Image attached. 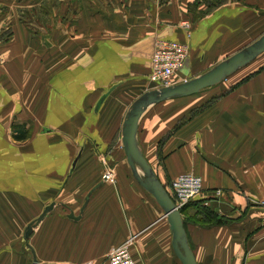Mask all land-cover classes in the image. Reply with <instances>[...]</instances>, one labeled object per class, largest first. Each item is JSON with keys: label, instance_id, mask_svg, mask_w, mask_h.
Returning a JSON list of instances; mask_svg holds the SVG:
<instances>
[{"label": "crops", "instance_id": "crops-1", "mask_svg": "<svg viewBox=\"0 0 264 264\" xmlns=\"http://www.w3.org/2000/svg\"><path fill=\"white\" fill-rule=\"evenodd\" d=\"M196 1L0 0V264L32 263L24 232L54 200L61 203L29 235L38 264H108L133 237L142 264H180L167 219L130 176L121 144L112 182L88 153L89 142L114 140L147 90L157 39L187 43L179 77L190 80L264 34V0H228L205 15ZM184 98L141 117L140 148L163 186L191 173L202 177L205 198L222 191L212 201L234 222L187 229L199 264L215 262L216 248L234 264H264V54L186 97L194 99L187 119L174 128L182 114L171 109ZM21 128L25 140L14 137Z\"/></svg>", "mask_w": 264, "mask_h": 264}, {"label": "water", "instance_id": "water-1", "mask_svg": "<svg viewBox=\"0 0 264 264\" xmlns=\"http://www.w3.org/2000/svg\"><path fill=\"white\" fill-rule=\"evenodd\" d=\"M264 54V34L261 35L255 41H252L238 52L223 59L220 63L211 67L210 70L197 75L186 82L175 84L170 87H161L151 89L142 93V95L132 102L123 117L122 130L120 131L121 149H123L125 155V162L130 169L131 177L139 185L140 188L146 191L147 194L154 198L156 204L161 207L163 211V217L167 219L169 225V231L172 234L171 246L174 251L175 257L182 264H199L195 259V253L189 245L188 234L185 231L184 219L181 216L175 203L172 202V198L168 191L165 190L160 178L155 174V170L151 164L146 160L145 154L140 148L139 140V126L141 117L153 106L162 102L176 100L181 98L190 97L196 95L210 87L216 86L234 73L250 65L255 59ZM102 100L100 104L103 102ZM99 104V105H100ZM98 105V106H99ZM80 157V156H78ZM79 159V158H78ZM77 160L73 163L74 166ZM91 190L89 196L93 193ZM89 196L86 198L82 205L81 216L83 215L86 203L89 200ZM55 203H50L45 207V210L35 220L30 222L23 237L27 241V248L32 252L33 261L31 264H38L36 251H34L29 243V235L33 232L40 222L46 218V216L54 208ZM81 216H75L73 213L68 217L70 220L78 221Z\"/></svg>", "mask_w": 264, "mask_h": 264}, {"label": "built area", "instance_id": "built-area-1", "mask_svg": "<svg viewBox=\"0 0 264 264\" xmlns=\"http://www.w3.org/2000/svg\"><path fill=\"white\" fill-rule=\"evenodd\" d=\"M153 49L154 52L151 60L152 68L151 74H149L148 85L150 87L154 86V88H161L179 84L178 82L182 81L179 74L186 64V59L190 55V48L187 43L169 39H157ZM2 64L3 59L0 56V66ZM104 178L107 182L111 181L109 175H104ZM202 184V177L191 173L179 175L175 179L173 178L170 190H172L174 197L172 202L175 203L176 208L181 210L190 201L203 197L204 189L202 188ZM222 195V191L217 190L213 194V198H219ZM260 205L264 206V202H261ZM133 241L134 237L114 247L107 257L108 264H142L132 254L131 246Z\"/></svg>", "mask_w": 264, "mask_h": 264}, {"label": "trees", "instance_id": "trees-1", "mask_svg": "<svg viewBox=\"0 0 264 264\" xmlns=\"http://www.w3.org/2000/svg\"><path fill=\"white\" fill-rule=\"evenodd\" d=\"M226 1L228 0H198L195 2L194 6L199 5L201 2H204L205 5H207V9L203 12V15L209 13V11H213L214 9H216L217 7L222 6L223 4L227 3ZM251 76L247 77L244 81L240 82L241 84L244 83L245 81L249 80ZM216 99L218 98H212L211 100H208L207 102L203 103L202 105H198V107L194 108L189 114L191 116H194L196 114L201 113L202 111L206 110L208 107H210V105H212V102H214ZM187 118H182L181 122L178 124L177 128L180 127L181 125H183L185 123ZM20 134L14 136L15 139L18 140H25L26 139V134H27V129L25 128H21L20 129ZM29 133V132H28ZM170 185H164L165 190L168 191L169 195L171 196V198L174 200L173 197V193L172 190H170ZM204 197V196H203ZM205 199L207 198H197L194 199L192 201H190L188 203L187 206H185L183 209H181V216L184 219V223H185V231H187V227L189 224H194L196 225L198 228L201 229H213V228H217V227H222V226H226L229 224H232L234 222V220H229V219H225L222 216H220V213L217 212V210H214L213 207H207L205 206ZM210 200H215L213 197L208 198ZM188 234V238H189V245H191L193 251L195 252V247L194 245H192L191 243V238H190V234L187 231ZM180 264H182L179 261Z\"/></svg>", "mask_w": 264, "mask_h": 264}, {"label": "rangeland", "instance_id": "rangeland-1", "mask_svg": "<svg viewBox=\"0 0 264 264\" xmlns=\"http://www.w3.org/2000/svg\"><path fill=\"white\" fill-rule=\"evenodd\" d=\"M5 8H7L6 6H5ZM61 25V30H62V28H64V27H66L67 29H69L70 28V24H67V25H64V24H60ZM72 32V31H71ZM5 36V35H4ZM4 36H2V39H3V37ZM149 74H151V73H149ZM148 78H149V75H148ZM185 80H188V79H186V78H184L183 77V79H182V81H179L178 83H181V82H183V81H185ZM152 89V88H154V86L153 87H150L149 85L148 86H146L145 87V89ZM154 89H156V88H154ZM192 100H194V99H190V98H188V99H182V100H179V101H174V102H176L175 104H176V106L175 107H173L171 110H173L174 108V110L176 111V110H179V113L178 114H182L181 115V118H183V117H185V114H187L186 113V107L188 108V106H190L191 107V102H193ZM170 102V101H169ZM169 102H167V103H169ZM166 104V103H165ZM173 110V111H174ZM172 114V113H171ZM180 118V120H182ZM180 120H178V124L181 122ZM178 124H176L175 126H174V128L178 125ZM29 126V125H28ZM174 128H172V129H174ZM27 129V134L26 135H30V134H28V132H29V128H26ZM28 136L26 137V139L28 138ZM121 138H122V135H121V133L119 132V134H117V136H115V138H114V140L109 144V145H106V146H102V148L101 147H99V148H96V146H97V144L96 143H92V142H89V143H91V145H90V147H91V153H88V156H94L95 154V152L97 153L96 155H97V158H98V160L96 161L98 164H101V168L103 169V174H102V177L104 176V175H109V178H111V175H112V173H114V168H112L113 167V165H114V163H112L113 161H115V160H118L119 158H121V157H124L125 158V156H124V153H123V149H121V157H119V156H117L116 155V153H115V151H114V147L115 148H118V144L120 143L121 145H122V143L120 142L121 141ZM98 149V150H97ZM119 149H120V147H119ZM95 151V152H94ZM98 151H102V152H98ZM100 166H98V168H99ZM194 175V174H193ZM131 176V175H130ZM197 176V175H196ZM133 178V177H132ZM104 180H105V178H104ZM134 180V179H133ZM113 181V178H111V181L110 182H112ZM203 188V187H202ZM51 194H53V193H51ZM204 197H200V199H203ZM209 198V197H208ZM205 199V206H209V207H213L214 208V210H217V212L221 209V207L223 208L224 206H222L223 204H220V202L217 200V202L220 204H214V203H216V201H212V200H210V199ZM53 202V201H52ZM54 202H56V205H59L60 203H61V200H54ZM51 203V202H50ZM219 208V209H218ZM57 210H59V212H61V208H59V207H57ZM219 213H220V215L222 216V212H221V210L219 211ZM234 214H236L235 212H234ZM225 217H229L228 215H226L225 214ZM229 225H231V224H229ZM191 227H196V228H198L196 225H194V224H189L188 225V227H187V229H189V228H191ZM198 229H201V228H198ZM203 230H206L205 228L203 229ZM217 250H215L214 251V253L216 252V254H215V258H216V261L215 262H213V261H210V260H208V261H203V260H200V262H201V264H234V261L232 260V261H230V260H228V259H222L220 256H218V254H219V252H220V250H218V248H216ZM199 251H201V249L199 250ZM201 254V253H200ZM202 255V254H201ZM200 255V256H201ZM224 260V261H223Z\"/></svg>", "mask_w": 264, "mask_h": 264}, {"label": "bare ground", "instance_id": "bare-ground-1", "mask_svg": "<svg viewBox=\"0 0 264 264\" xmlns=\"http://www.w3.org/2000/svg\"><path fill=\"white\" fill-rule=\"evenodd\" d=\"M134 181H135V180H134ZM136 184H137V183H136ZM137 185H138V184H137ZM138 186H139V185H138ZM141 189H142V188H141ZM203 189H204V188H203ZM142 190H143V189H142ZM187 205H188V204H187ZM187 205H186V206H187ZM182 209H183V208H182ZM179 211H181V210H179ZM131 250H132V247H131ZM132 254H133V253H132ZM133 256H134V255H133ZM194 256H195V255H194Z\"/></svg>", "mask_w": 264, "mask_h": 264}]
</instances>
